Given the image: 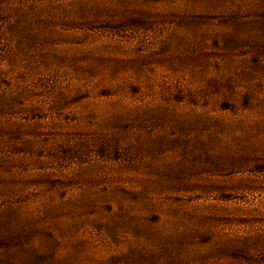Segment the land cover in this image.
Segmentation results:
<instances>
[{
  "label": "rangeland",
  "instance_id": "1",
  "mask_svg": "<svg viewBox=\"0 0 264 264\" xmlns=\"http://www.w3.org/2000/svg\"><path fill=\"white\" fill-rule=\"evenodd\" d=\"M0 264H264V0H0Z\"/></svg>",
  "mask_w": 264,
  "mask_h": 264
}]
</instances>
